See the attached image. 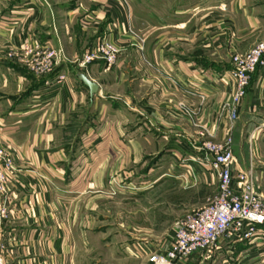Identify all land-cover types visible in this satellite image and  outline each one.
<instances>
[{"label": "crops", "instance_id": "0c3cea01", "mask_svg": "<svg viewBox=\"0 0 264 264\" xmlns=\"http://www.w3.org/2000/svg\"><path fill=\"white\" fill-rule=\"evenodd\" d=\"M0 20V145L13 164L3 236L13 264H74L70 229L83 243L97 222V205L83 198H109L106 181L127 182L146 150L185 159L230 134L238 165L264 179V61L231 125L224 111L232 57L264 38V0H0ZM101 39L120 48L115 62L82 65ZM79 75L97 85L93 95ZM179 264H264V236L221 239Z\"/></svg>", "mask_w": 264, "mask_h": 264}, {"label": "rangeland", "instance_id": "374dc122", "mask_svg": "<svg viewBox=\"0 0 264 264\" xmlns=\"http://www.w3.org/2000/svg\"><path fill=\"white\" fill-rule=\"evenodd\" d=\"M79 60L81 63V56ZM146 151L150 155H145L131 168L127 182L119 181L116 175L106 181L109 198L102 195L96 200L83 198L84 205H88L89 200L93 206L97 205V222L84 232L83 243L79 230L70 229L69 236L74 239V244L68 246V250L73 253L74 264H146L152 252L171 243L177 223L185 215L203 208L215 196L217 184L212 175L207 174V180L200 176L191 178L183 167L182 158L176 161L171 154H166L170 150ZM6 156L11 162L7 153ZM170 161L175 162L173 168H170ZM11 165L13 169L12 162ZM154 166L157 169L149 171ZM252 169L257 187L264 192L262 175L255 173L253 166ZM157 173L163 174L157 181H151ZM4 203L8 211L6 196ZM5 222L2 224L0 257L2 264H13L14 256L7 259L5 249Z\"/></svg>", "mask_w": 264, "mask_h": 264}, {"label": "built area", "instance_id": "2783aa9c", "mask_svg": "<svg viewBox=\"0 0 264 264\" xmlns=\"http://www.w3.org/2000/svg\"><path fill=\"white\" fill-rule=\"evenodd\" d=\"M119 51L114 42L101 39L82 52L81 64L103 60L111 66ZM55 56L54 50H46L47 59ZM263 61L264 38L248 53L233 56V67L228 73L234 90L224 104L229 123L236 120L252 74ZM40 63L37 69H42ZM62 79L60 76L58 82ZM200 99L204 96L200 95ZM195 150L198 154L181 160L183 167L191 178L204 173L212 175L216 179V194L203 208L188 213L177 223L171 243L152 252L147 264H179L194 254L211 251L221 239L230 237L251 242L264 236V197L257 187L252 166L245 169L238 165L229 135L221 143L205 141ZM11 169V162L0 146V239L2 224L8 217L4 196L8 191L7 176Z\"/></svg>", "mask_w": 264, "mask_h": 264}, {"label": "water", "instance_id": "95a60500", "mask_svg": "<svg viewBox=\"0 0 264 264\" xmlns=\"http://www.w3.org/2000/svg\"><path fill=\"white\" fill-rule=\"evenodd\" d=\"M79 78L89 88L90 94L93 95L97 90V85L89 81L84 75H79Z\"/></svg>", "mask_w": 264, "mask_h": 264}]
</instances>
